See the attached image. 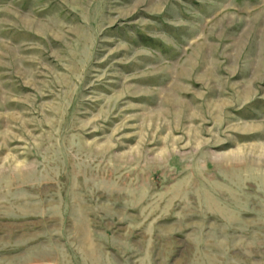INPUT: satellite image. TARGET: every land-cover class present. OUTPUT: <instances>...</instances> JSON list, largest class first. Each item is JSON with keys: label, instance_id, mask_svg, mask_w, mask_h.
<instances>
[{"label": "rangeland", "instance_id": "1", "mask_svg": "<svg viewBox=\"0 0 264 264\" xmlns=\"http://www.w3.org/2000/svg\"><path fill=\"white\" fill-rule=\"evenodd\" d=\"M0 264H264V0H0Z\"/></svg>", "mask_w": 264, "mask_h": 264}]
</instances>
